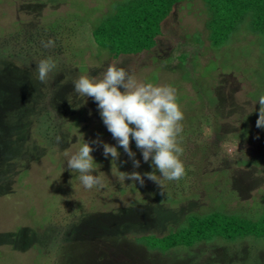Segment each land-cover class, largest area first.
I'll return each instance as SVG.
<instances>
[{
    "label": "rangeland",
    "instance_id": "374dc122",
    "mask_svg": "<svg viewBox=\"0 0 264 264\" xmlns=\"http://www.w3.org/2000/svg\"><path fill=\"white\" fill-rule=\"evenodd\" d=\"M116 2L0 0V264H264V241H217L161 256L126 238L163 234L189 214L213 210L259 216L264 129L256 120L264 56L249 35H239L226 50L210 49L205 11L191 1L171 14L181 36L164 31L150 53L112 63L94 47L90 31ZM194 34L201 36L200 48L192 43ZM49 39L54 47H43ZM49 57L56 68L41 83L37 65ZM111 64L138 81L177 89L184 113L178 137L184 178L160 186L144 178L143 187L119 179L118 172L143 175L154 168L131 141L140 161L133 168L96 103L75 93L73 84L82 75L102 79ZM247 125L250 133L243 130ZM98 137L117 146L120 157L114 162L102 155V146L90 145L96 149L93 174L104 186L86 190L67 161L84 141ZM46 217L49 225L39 234Z\"/></svg>",
    "mask_w": 264,
    "mask_h": 264
},
{
    "label": "trees",
    "instance_id": "16d2710c",
    "mask_svg": "<svg viewBox=\"0 0 264 264\" xmlns=\"http://www.w3.org/2000/svg\"><path fill=\"white\" fill-rule=\"evenodd\" d=\"M191 1H199L205 11L204 28L210 49L216 53L226 50L239 35H243L241 38L249 35L254 40L252 44L261 49L264 56V0H117L110 11L95 20L90 31L91 42L95 48L103 50L98 52L107 53L112 63L150 53L164 31L173 37L182 35L170 22L171 14L177 5ZM192 41L197 48L202 46L200 34H194ZM180 59V64L184 65L187 55H180ZM89 99L92 98L87 97ZM243 130L250 133L251 125ZM219 211L189 214L178 227L163 234L154 232L126 238L147 252L161 256L178 248L190 249L217 241L230 244L249 239L264 241V209L254 220ZM47 219H42L37 233H44V226L49 225Z\"/></svg>",
    "mask_w": 264,
    "mask_h": 264
},
{
    "label": "clouds",
    "instance_id": "9594fccd",
    "mask_svg": "<svg viewBox=\"0 0 264 264\" xmlns=\"http://www.w3.org/2000/svg\"><path fill=\"white\" fill-rule=\"evenodd\" d=\"M42 46L54 47V41H42ZM55 68L56 63L50 57L40 60L38 80L46 82ZM73 84L75 93L90 97L96 103L103 125L132 161L134 169L140 167V161L135 159L136 154L130 148L131 141L135 142L143 161H151L154 171L143 175L136 171L118 172L121 181L129 180L143 187L144 178H147L160 186L164 180L179 181L186 176L180 159L184 149L178 140L183 132L184 113L177 102L175 87L138 81L134 75L114 64L107 67L100 80L82 75ZM258 103L256 127L264 129V96L259 97ZM60 142L61 138L57 137V143ZM90 145L102 146V155L105 158L111 156L114 162L120 157L117 146L104 143L99 137L84 141L79 150L70 155L67 167L80 174L79 180L86 190L104 186L100 177L93 174L95 163L91 153L96 149Z\"/></svg>",
    "mask_w": 264,
    "mask_h": 264
}]
</instances>
